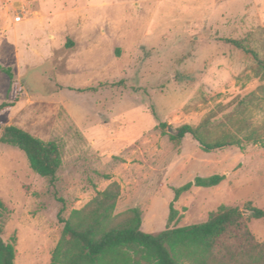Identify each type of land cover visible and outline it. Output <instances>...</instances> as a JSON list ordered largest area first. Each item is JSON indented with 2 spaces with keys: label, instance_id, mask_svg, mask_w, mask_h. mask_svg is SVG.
<instances>
[{
  "label": "rangeland",
  "instance_id": "374dc122",
  "mask_svg": "<svg viewBox=\"0 0 264 264\" xmlns=\"http://www.w3.org/2000/svg\"><path fill=\"white\" fill-rule=\"evenodd\" d=\"M225 39L264 57V0H0V66L13 74L0 70V125L62 152L50 185L0 143L1 237L16 238L14 264H51L60 209L68 218L112 182V216L138 208L144 232L200 223L225 205L264 241V216L246 206L264 210V79ZM204 119L208 139L257 141L204 151L189 134L171 138ZM214 174L217 185L173 201L174 187Z\"/></svg>",
  "mask_w": 264,
  "mask_h": 264
},
{
  "label": "trees",
  "instance_id": "16d2710c",
  "mask_svg": "<svg viewBox=\"0 0 264 264\" xmlns=\"http://www.w3.org/2000/svg\"><path fill=\"white\" fill-rule=\"evenodd\" d=\"M238 49L251 55L257 74L264 79V57L239 39H225ZM9 78L10 67L0 66ZM2 105H0V108ZM208 120L199 125L183 124L177 128L173 139L189 134L202 150L211 151L243 140H257L252 135L237 138L223 134L208 139L203 132ZM164 126V123H161ZM0 143L14 146L26 156L30 169L47 178L50 185L62 165V152L56 141L41 140L16 125H0ZM223 175L196 176L180 187H174L175 201L191 186H214ZM120 193L118 183L112 182L100 191L87 205L73 210L63 223L59 241L53 249L51 264H264V241L256 242L249 231L241 210L235 206L221 205L200 223L180 227L167 226L151 234L140 229L141 213L133 208L121 219L112 216ZM169 205L168 223L176 218L177 210ZM249 216L261 218L264 210L247 203ZM5 206L0 199V264H14L15 236L9 241L1 237Z\"/></svg>",
  "mask_w": 264,
  "mask_h": 264
},
{
  "label": "built area",
  "instance_id": "2783aa9c",
  "mask_svg": "<svg viewBox=\"0 0 264 264\" xmlns=\"http://www.w3.org/2000/svg\"><path fill=\"white\" fill-rule=\"evenodd\" d=\"M20 19H21V16H16V17H15V20H16V21H20Z\"/></svg>",
  "mask_w": 264,
  "mask_h": 264
},
{
  "label": "water",
  "instance_id": "95a60500",
  "mask_svg": "<svg viewBox=\"0 0 264 264\" xmlns=\"http://www.w3.org/2000/svg\"><path fill=\"white\" fill-rule=\"evenodd\" d=\"M171 130H172V128L169 127V131H171Z\"/></svg>",
  "mask_w": 264,
  "mask_h": 264
}]
</instances>
